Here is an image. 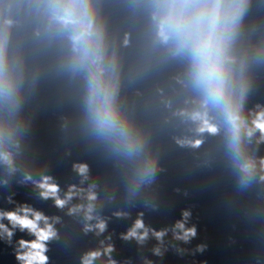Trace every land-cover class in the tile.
I'll list each match as a JSON object with an SVG mask.
<instances>
[{
	"label": "clouds",
	"instance_id": "1",
	"mask_svg": "<svg viewBox=\"0 0 264 264\" xmlns=\"http://www.w3.org/2000/svg\"><path fill=\"white\" fill-rule=\"evenodd\" d=\"M124 6L143 20L130 71L168 65L179 69L171 79L184 94L182 106L173 108L164 89H156L171 117L186 126L174 142L199 149L206 135L220 137L225 155L238 171L240 187H248L257 175L264 181V156L251 148L264 144V103L247 106L255 70L264 68V18L251 14L253 0H126ZM24 27L31 29L35 42L55 51L58 74L82 82L84 127L113 155L134 164L128 192L135 196L141 185L152 183L158 164L147 151V134L120 101L121 50L132 45V32L110 34L101 0H0V163L8 175L17 171L13 150L19 147L17 115L23 90L36 82L38 73L33 69L29 80L22 45L12 46L13 29ZM72 168L81 178L79 185L69 184L63 192L51 175L34 179L25 173L21 183L31 182L41 199L51 200L57 209L67 208L68 216H82L83 231L99 237L108 220L97 212V185L84 186L89 180L87 163L74 162ZM13 195L6 200L15 207L0 209V240L12 245L17 231L26 234L28 238L22 235L15 241L18 264H49V243L58 238L61 217L17 203ZM113 215L122 218L129 213L118 210ZM190 215L184 210L171 229L156 230L146 226L140 212L120 238L142 245L151 235L163 244L171 230L175 239L187 243L196 235L195 226L185 227ZM110 241L111 236L100 240L98 247L81 256L80 264H95L101 258L118 264ZM153 254L162 255L159 246ZM145 264L152 262L145 259Z\"/></svg>",
	"mask_w": 264,
	"mask_h": 264
}]
</instances>
